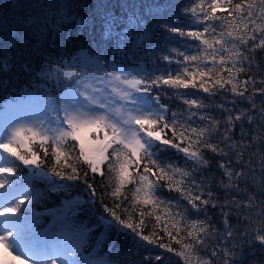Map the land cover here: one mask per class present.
<instances>
[{
    "label": "snow or ice",
    "instance_id": "snow-or-ice-1",
    "mask_svg": "<svg viewBox=\"0 0 264 264\" xmlns=\"http://www.w3.org/2000/svg\"><path fill=\"white\" fill-rule=\"evenodd\" d=\"M39 7L40 12L32 8L0 19V88L12 83L10 73L17 70L30 80H52L55 73L53 89L61 77L69 83L59 104L49 95L47 115L36 126L13 128L0 150L18 165L38 170L37 179L46 178L42 166H47L61 180L98 189L91 194L111 217L101 218L103 235L114 229L137 249L155 246L172 253L178 264H216V256L219 264H245L243 248L249 241L264 247V0H184L180 5L65 0L60 7L66 11L55 18ZM173 9L182 12L184 26L169 22ZM70 26H79L76 38L89 47L103 45L122 57L117 63L147 52L144 45L157 30L166 34L165 41L180 38L181 46L165 54L157 45L152 56L162 53L159 75L129 78L123 70L100 74L97 69L89 79L62 71L58 62L57 42L73 39L65 33ZM189 89L204 97L189 98ZM16 171L0 167V174ZM9 183L0 178V189ZM31 202L14 199L0 211V216L20 214L19 221L0 230V247L11 257L3 264H23L20 250L46 236L36 231L42 213L23 214ZM210 209L219 210L222 227L209 216ZM70 210L66 202L60 219ZM233 216L245 227L234 226ZM72 227L68 222L60 235L67 232L78 247L86 243L92 229ZM209 244L215 245L210 253ZM143 264H163L162 256L149 255Z\"/></svg>",
    "mask_w": 264,
    "mask_h": 264
},
{
    "label": "trees",
    "instance_id": "trees-1",
    "mask_svg": "<svg viewBox=\"0 0 264 264\" xmlns=\"http://www.w3.org/2000/svg\"><path fill=\"white\" fill-rule=\"evenodd\" d=\"M158 3L164 4H177L180 5L184 0H157ZM65 3V0H0V19H7L16 15L21 10L31 12L32 8H35L37 12L41 11L39 5H44V11L48 13L49 16L55 18L58 16L60 11H66L61 9V5ZM18 4L27 5L26 9H21L17 7ZM168 15L171 16L169 22L176 23L181 26L185 25V19L181 11L173 9ZM79 26L67 27L65 33L71 35L73 39L68 42L64 38L58 40V47L61 53L58 62L63 63V68H66V62H68L72 57L82 54L84 59L90 60L91 64L97 66L94 60L98 61L105 70L116 69L117 66L123 67L132 71V74L136 76H143L146 73H151L156 71L157 57L162 53L156 51V56H152V52L156 50L157 45L165 49V54L167 49L172 47H180V38L171 39L168 41L163 39L165 33L162 30H157L156 37L154 40L150 41L148 44L144 45L147 52L141 51L138 53L136 59H130L127 62L117 63V61H122L116 53L108 52L103 45L97 47L96 45L88 46L87 41H82L76 38V31ZM195 30V29H192ZM4 57L0 56V63L3 62ZM94 59V60H93ZM163 64V62H160ZM45 67H47L45 65ZM172 70L176 69V65L170 66ZM163 71V68H159L156 74L159 75ZM12 83L7 87L0 88V109L5 105V102L9 99H17L21 96L33 95L34 93H43L41 95L45 96L52 95L56 103L61 100L64 85L63 78H61V83L58 87L53 89L52 85L55 83L47 82L42 78L29 79L28 76L17 71L10 73ZM171 91V89H169ZM189 98H203L204 94L196 92L195 90L189 89L185 90ZM219 99V98H217ZM170 104L175 106L173 101H169ZM239 131L237 130V135ZM7 167H17L15 175H10L7 173L8 180L10 181L3 189L7 187L14 188L13 194H19L22 190L26 189L25 194L20 196L18 199H24L28 201L31 198L32 202L26 203L23 206V214L25 216H31L33 211L36 213H42L38 219L41 221L37 225L36 231L38 233H46L45 238L49 237L56 241L58 236L64 232L65 225L68 222L72 223V231H75L81 227L91 228L92 231L87 237V242L78 247V241L74 239L67 232L64 233L66 237V243L74 247V253L72 257H75L80 262H95L96 264H124L128 261V264H143L144 260L147 259L149 255L155 256L157 253L161 254L163 264H178V258L172 253H167L163 249H158L155 246H149L148 248H135L131 239L126 238L123 233H117L114 229H109L106 235H103L105 229L101 223V218L103 220L111 221V217L104 210L100 199L97 196H93L91 193L93 191H98V189H88L81 181H65L61 180L54 175H51L50 170L47 166H42L44 169L45 177L40 179L24 178L28 174V169L25 166L18 165L17 161H11L8 163ZM34 169V168H33ZM32 169V170H33ZM35 171H38L35 169ZM213 174L218 176V170L215 164H213ZM23 178L25 180H23ZM63 185V190L61 191H51L54 187H59ZM42 194V195H40ZM130 195V193H129ZM165 195L169 194L165 192ZM171 195H175L174 193ZM223 197V193H221ZM66 202H71V210L68 212L65 219H60L63 214ZM31 209L32 211H29ZM75 213L73 216L72 213ZM16 216L20 217V214ZM209 216L213 219L218 227H222L219 210H209ZM231 223L239 228H244L245 225L243 221H238L235 216L231 217ZM98 227H93L98 225ZM51 225V228L49 226ZM114 227V225H111ZM125 232L128 229L124 230ZM224 243V241H220ZM215 245L209 244L207 246V251L210 253ZM222 251V249H217ZM243 256L245 258V264H259V262L264 261V247H261L258 243H251L250 241L243 248ZM74 258V259H75ZM204 258H207L205 256ZM220 257H215L216 264H219Z\"/></svg>",
    "mask_w": 264,
    "mask_h": 264
},
{
    "label": "rangeland",
    "instance_id": "rangeland-1",
    "mask_svg": "<svg viewBox=\"0 0 264 264\" xmlns=\"http://www.w3.org/2000/svg\"><path fill=\"white\" fill-rule=\"evenodd\" d=\"M84 58L86 57H83L82 54H78L77 56L72 57L68 62H66V68L62 69V71L85 73L89 79L91 78L93 73L97 72V69H100V74H102L103 71H106L98 61L93 59L97 64L96 66L93 63L91 64L89 59L86 60L87 58ZM116 70H123V72L129 76V78H132V76H136V74H132V71L120 66H117ZM41 78L48 83L52 82L54 81L55 73H53L52 80H46L43 77ZM64 82L66 84L69 83L67 81ZM71 83L75 84V81L73 80L71 81ZM62 93L63 94L61 98H63L64 96V90ZM41 94L43 93H34L33 95L21 96L16 99L17 101L5 102V105L0 109V141L5 140L7 138V135L13 128L18 126H36L39 121L47 115V101L49 97L47 96L48 94L45 96ZM59 102H57V104H59ZM62 115L63 114L61 113V116ZM113 115L115 116L116 114L113 113ZM11 161H14V158H12L9 154L4 153L3 150H0V167H7L8 163ZM32 169L33 168L28 169V174L24 178H36L33 175V173L36 171L35 169ZM0 178L8 179L7 173L0 174ZM24 178L23 180H25ZM12 191H14L12 187L0 189V211H2L5 206H9L14 199H18L19 195H23V192H21L20 194L12 196L10 195ZM14 217L15 216L11 214L0 216V230L10 227L11 225L8 223L10 221H19V217ZM44 239L41 242H39L38 240L29 248L20 250L23 264H34V262L38 259H54L56 261V264H87L85 262H80L75 257H72V254L74 253V247L66 243V237L58 236L56 238L57 242L49 237L47 247H44ZM15 254L16 253L14 252L13 255ZM4 260L10 261L11 257H9L8 254L3 251L2 247H0V264H3ZM11 264H21V261H12ZM88 264L96 263L88 262Z\"/></svg>",
    "mask_w": 264,
    "mask_h": 264
}]
</instances>
